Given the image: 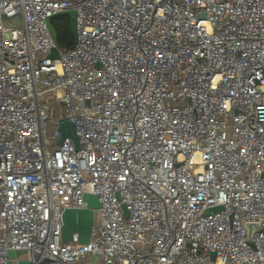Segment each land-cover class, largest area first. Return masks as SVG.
I'll return each instance as SVG.
<instances>
[{
	"label": "built area",
	"instance_id": "1",
	"mask_svg": "<svg viewBox=\"0 0 264 264\" xmlns=\"http://www.w3.org/2000/svg\"><path fill=\"white\" fill-rule=\"evenodd\" d=\"M85 193L90 240L63 243ZM21 259L264 264V0H0V264Z\"/></svg>",
	"mask_w": 264,
	"mask_h": 264
},
{
	"label": "water",
	"instance_id": "2",
	"mask_svg": "<svg viewBox=\"0 0 264 264\" xmlns=\"http://www.w3.org/2000/svg\"><path fill=\"white\" fill-rule=\"evenodd\" d=\"M66 14L71 18V29L75 36L77 37V28H76V11L74 9L63 10L57 12L55 15L51 16L48 19V25L51 30V33L57 41V31L52 24V18L56 15ZM204 16V15H203ZM5 21L8 23L9 19L5 18ZM50 57L58 58L59 57V47L56 46L52 49ZM58 131L60 132V138L58 144H62L66 137H70L76 149L80 148L79 137L77 135L74 123L69 119H62L58 124ZM84 201L86 202L85 208H66L63 211V224H62V242L68 243L73 236V233L78 234V241L81 244L87 243L90 240L92 227L95 222V210L101 207V202L98 196L94 193H85L83 196ZM123 209L126 215H128V210L125 205ZM220 207H214L211 210H219ZM25 251H9L10 258L20 257ZM10 264V263H9ZM18 264H33L29 260H19Z\"/></svg>",
	"mask_w": 264,
	"mask_h": 264
},
{
	"label": "trees",
	"instance_id": "3",
	"mask_svg": "<svg viewBox=\"0 0 264 264\" xmlns=\"http://www.w3.org/2000/svg\"><path fill=\"white\" fill-rule=\"evenodd\" d=\"M52 24L57 31V45L66 50L74 46L76 38L71 29V18L69 15L60 14L52 18Z\"/></svg>",
	"mask_w": 264,
	"mask_h": 264
},
{
	"label": "rangeland",
	"instance_id": "4",
	"mask_svg": "<svg viewBox=\"0 0 264 264\" xmlns=\"http://www.w3.org/2000/svg\"><path fill=\"white\" fill-rule=\"evenodd\" d=\"M53 130H54V125H53L52 122H50L49 126H48V129H47L48 134H51L53 132ZM210 257H211L212 260H215L216 259V253L214 251H211L210 252Z\"/></svg>",
	"mask_w": 264,
	"mask_h": 264
}]
</instances>
